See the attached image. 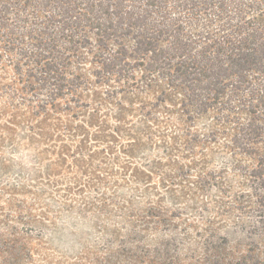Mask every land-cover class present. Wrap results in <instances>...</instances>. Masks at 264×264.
<instances>
[{"label": "rangeland", "instance_id": "374dc122", "mask_svg": "<svg viewBox=\"0 0 264 264\" xmlns=\"http://www.w3.org/2000/svg\"><path fill=\"white\" fill-rule=\"evenodd\" d=\"M46 1H23L32 21L52 13ZM87 37L68 68L80 86L56 100L30 90L0 43V264L264 258V188L252 174L264 142L246 151L234 139L254 114L197 113L134 60L110 74L98 60L118 45Z\"/></svg>", "mask_w": 264, "mask_h": 264}, {"label": "trees", "instance_id": "16d2710c", "mask_svg": "<svg viewBox=\"0 0 264 264\" xmlns=\"http://www.w3.org/2000/svg\"><path fill=\"white\" fill-rule=\"evenodd\" d=\"M23 1L0 0V43L30 90L53 100L77 90L79 75L68 68L76 47L90 42L87 29L96 30L102 48L118 45L98 60L106 72L134 60V69L180 88L197 113L248 110L254 119L234 139L244 150L264 142V26L252 16L264 15V0H47L41 6L53 11L38 22ZM252 174L264 188V162Z\"/></svg>", "mask_w": 264, "mask_h": 264}]
</instances>
